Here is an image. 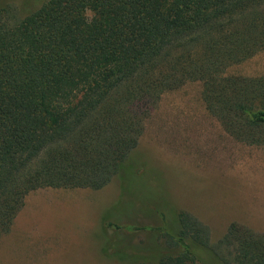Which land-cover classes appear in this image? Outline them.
I'll return each instance as SVG.
<instances>
[{
	"label": "trees",
	"instance_id": "16d2710c",
	"mask_svg": "<svg viewBox=\"0 0 264 264\" xmlns=\"http://www.w3.org/2000/svg\"><path fill=\"white\" fill-rule=\"evenodd\" d=\"M10 21L0 8V238L33 190L129 186L147 117L188 81L225 132L264 146V75L228 73L264 50V0H43ZM162 219L179 249L146 264H197L187 239L264 264V232L233 221L211 245L189 212L174 236Z\"/></svg>",
	"mask_w": 264,
	"mask_h": 264
},
{
	"label": "rangeland",
	"instance_id": "374dc122",
	"mask_svg": "<svg viewBox=\"0 0 264 264\" xmlns=\"http://www.w3.org/2000/svg\"><path fill=\"white\" fill-rule=\"evenodd\" d=\"M43 0H0L10 22ZM86 19L91 11L83 10ZM229 74L264 75V50ZM202 83L165 91L146 119L131 161L130 184L114 177L101 189L39 188L29 192L11 231L0 238V264H146L178 251L174 215L189 212L214 245L235 221L264 232V146L235 140L205 108ZM137 203V204H136ZM197 264H225L187 239ZM223 254L230 250L221 247Z\"/></svg>",
	"mask_w": 264,
	"mask_h": 264
}]
</instances>
